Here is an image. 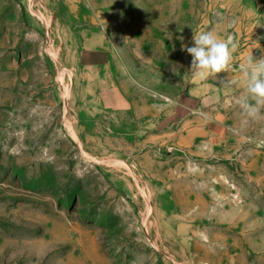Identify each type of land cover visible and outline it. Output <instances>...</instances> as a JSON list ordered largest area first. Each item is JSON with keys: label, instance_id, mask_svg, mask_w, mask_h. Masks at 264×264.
<instances>
[{"label": "rangeland", "instance_id": "1", "mask_svg": "<svg viewBox=\"0 0 264 264\" xmlns=\"http://www.w3.org/2000/svg\"><path fill=\"white\" fill-rule=\"evenodd\" d=\"M203 31L239 47L201 81ZM251 55L264 0H0V264H264Z\"/></svg>", "mask_w": 264, "mask_h": 264}, {"label": "clouds", "instance_id": "2", "mask_svg": "<svg viewBox=\"0 0 264 264\" xmlns=\"http://www.w3.org/2000/svg\"><path fill=\"white\" fill-rule=\"evenodd\" d=\"M192 39L193 45H182V50L192 58L190 72L193 79L204 81L230 68L239 47L234 36L221 39L213 31H203L194 32ZM240 67L246 82V94L239 102L249 111V115H256L264 107V59H255L251 55ZM249 100L255 103L250 104Z\"/></svg>", "mask_w": 264, "mask_h": 264}, {"label": "crops", "instance_id": "3", "mask_svg": "<svg viewBox=\"0 0 264 264\" xmlns=\"http://www.w3.org/2000/svg\"><path fill=\"white\" fill-rule=\"evenodd\" d=\"M105 45H106L105 40H103L102 38H98L96 40H93V42L90 41V44H88L87 47L85 46L84 47H85V50L92 52L98 61V59L103 60L104 56L107 54V50L109 51L108 47H106ZM97 63H101V61Z\"/></svg>", "mask_w": 264, "mask_h": 264}]
</instances>
